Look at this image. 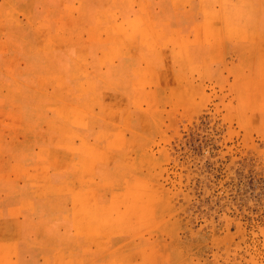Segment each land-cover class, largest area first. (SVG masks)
Wrapping results in <instances>:
<instances>
[{
	"label": "rangeland",
	"instance_id": "374dc122",
	"mask_svg": "<svg viewBox=\"0 0 264 264\" xmlns=\"http://www.w3.org/2000/svg\"><path fill=\"white\" fill-rule=\"evenodd\" d=\"M8 8L7 4H0V24ZM32 13L38 15L35 22L30 16L33 24L41 28L42 18L48 25L46 15ZM65 16L71 19L69 14ZM53 31L48 27L49 33ZM146 36L145 42L151 44L158 38L152 32ZM60 37L68 42L66 35ZM49 39L48 47H52L54 40ZM7 48L0 41V85H13H8L16 93L13 97L22 98L23 88L33 85H26L23 72L28 71L27 65L38 51L25 52L22 67L16 60L18 52ZM70 49L72 55L79 53L80 48L71 46ZM84 52L93 53L87 49ZM66 57L70 60L68 55L63 58ZM71 62L77 74L76 63ZM245 71V67L237 73L224 68L220 95L212 97L213 91L207 95L196 84L179 82L174 98H155L151 96L154 92L145 97L146 93L138 91L134 98L110 99L109 103L106 100V110L115 112L109 115V123L117 122V125L112 129L111 124L110 130L105 131L104 151L97 149V142L85 139L83 131L81 135L62 126L78 122L87 130L95 127L90 123L98 114L87 113L86 102L77 109L75 105H68V101H76L74 96H60L54 101L56 104L50 102L52 114L48 116L45 106L49 100L42 99L41 105L36 106L40 102L31 96L34 117L24 121L25 115L22 109H17V103L13 104L12 112L2 108L4 100L0 98V147L8 146L2 141L7 136L19 135L39 145L37 139L41 140V132L47 131L46 143L49 133L55 132V143L67 152L71 148L76 151L73 159L61 164L63 169L93 170L98 161L107 157L108 161L104 162L107 173L100 181L109 189L110 208L94 218L104 219L111 234L114 225H118L117 233L125 234L126 238L120 243L118 239L105 242L120 252L110 264H264V82L247 78ZM53 72L56 74L55 68ZM60 81L56 82L61 85ZM33 86L41 89V84ZM134 86L155 89L160 84L138 82ZM84 89L93 90L92 87ZM43 123L47 129L41 131ZM44 141L42 138L41 145L46 144ZM33 149L39 148L30 147L26 152L31 156ZM118 153L120 159L114 156ZM60 161L55 166L57 171ZM41 166L54 172L36 161H31L27 169L34 173ZM21 167L3 165L1 174L7 178L0 180V186L21 187L24 195L20 196L34 199L41 193L37 188L43 185L41 178L31 174L28 179L11 180L7 176L12 169L21 171ZM85 184L91 186L95 182L90 179ZM21 203L12 204L15 218L24 214ZM26 206L29 208V201ZM70 213L74 216L77 213L81 219L90 216L84 209ZM6 261L0 260V264Z\"/></svg>",
	"mask_w": 264,
	"mask_h": 264
},
{
	"label": "crops",
	"instance_id": "0c3cea01",
	"mask_svg": "<svg viewBox=\"0 0 264 264\" xmlns=\"http://www.w3.org/2000/svg\"><path fill=\"white\" fill-rule=\"evenodd\" d=\"M1 3L9 8L0 24V41L9 46L10 52H18L16 60L24 67V53L48 47V40L52 38L55 44L50 47L55 53L50 58L56 69L54 76L58 77L50 80L41 73V53L38 52L40 55L36 54L27 65L28 71L23 72V79L26 85L41 84V89L40 86H25L21 93L24 97L14 98L15 91L8 89V85H13L2 84V108L13 112V104L17 103L25 121L34 117L32 97H37L40 103L42 99L49 100V107L44 109L50 116V102L56 104L54 101L60 96H74L76 101H68V105L78 109L86 102L87 113L98 114L90 123L95 127L87 130L78 122L62 126L77 134L83 131L85 139L97 142L99 151L106 147L105 131L110 130L112 124L109 115L115 114L106 110V100L134 98L138 91L146 93L145 97L154 92L151 96L155 98H174L179 82L196 84L207 95L213 91L215 94L211 97L220 95L224 68L237 73L245 67L247 78L264 82V0H0ZM32 12H41V17L46 15L48 25L42 18L41 28L33 24L38 15ZM67 14L71 19L65 16ZM30 16L33 22L29 21ZM148 24L151 26L147 27ZM48 27L58 33H49ZM150 32L158 36L152 44L145 42ZM60 35H66L68 42H63ZM56 38L61 39L58 42ZM71 46L83 50L78 49L79 53L71 55ZM86 49L93 53L87 55ZM58 51L65 52L76 63L77 74L72 70V62L63 58L67 55ZM59 79L61 85L56 82ZM138 82L158 83L160 87L139 89L134 86ZM91 87L90 92L84 89ZM38 110L41 112L40 108ZM112 125L115 129L117 122ZM46 129L43 123L41 131ZM42 138L46 135L41 132V140L37 139L39 145L21 135L2 140L8 146L0 147V180L7 178L1 174L3 165L12 168L17 164L22 166L21 171L12 169L7 175L11 180L28 179L32 174L47 186L51 175L55 186L47 189L58 193L49 197V190L45 193L44 189L41 190L44 191L42 198L26 199L20 196L21 187L0 186V260H7L5 264H110L120 252H115L105 242L118 239L120 243L126 238L125 234L117 233L118 225H114L111 234L104 219L94 218L110 208L109 189L100 181L107 173L104 164L107 157L98 161L93 170H68L61 165L73 158L67 155L61 159L58 171L51 172L41 166L39 171L31 173L27 169L31 157L26 150L30 147L40 149L49 142L57 144L55 132L49 133L46 144L41 145ZM39 149L32 151L38 153ZM114 156L120 159L119 153ZM90 179L95 184L87 186L85 183ZM74 196L78 198L75 200ZM13 199L25 202L23 216L15 218ZM83 209L90 214L87 219L70 213Z\"/></svg>",
	"mask_w": 264,
	"mask_h": 264
},
{
	"label": "bare ground",
	"instance_id": "6f19581e",
	"mask_svg": "<svg viewBox=\"0 0 264 264\" xmlns=\"http://www.w3.org/2000/svg\"><path fill=\"white\" fill-rule=\"evenodd\" d=\"M44 14V13H43ZM43 16H45V15H43ZM46 20V19H45ZM46 21H48V20H46ZM45 21V22H46ZM48 23V22H47ZM52 33V32H51ZM56 33V32H55ZM58 33V32H57ZM56 33V34H57ZM62 36V35H61ZM52 37V36H51ZM60 37V36H59ZM57 39V38H56ZM60 39L61 38H59V39H57L58 40V42L60 41ZM61 40H63V39H61ZM56 41V40H55ZM57 42V41H56ZM53 43V42H52ZM62 43V42H61ZM58 44V43H57ZM63 44V43H62ZM33 48V47H32ZM31 49V48H30ZM32 50V49H31ZM51 48H49V47H45L44 49L42 48V50H41V48L39 49V53H41V70H42V72L41 73H43L46 77H50V78H52V80L53 79H57V78H55V73L53 72V67H54V65H53V62H51V59H52V57L50 58V56H51ZM33 52H34V50H33ZM38 53V54H39ZM34 54V53H33ZM37 54V55H38ZM40 55V54H39ZM7 84V83H6ZM20 86V85H19ZM16 90V89H15ZM18 90H19V88H18ZM97 98V97H96ZM101 98V97H100ZM107 98V97H106ZM106 100V99H105ZM105 100H104V103H105ZM109 101H110V99L108 100V103H109ZM39 105H41V103H37V106H39ZM40 111V110H39ZM114 111V110H113ZM40 121V120H39ZM34 130V129H33ZM36 131V130H35ZM47 132V131H46ZM45 131H44V133H46ZM46 138H45V143H46ZM76 151H75V149H73V148H71V149H69V152H67V150L66 149H63L62 147H60L58 144H51V142H49L47 145H42L41 147H40V149H39V152L38 153H32V155L30 156L31 157V161H36V162H41V164H43V165H47V166H49L50 168H52L54 171H56L57 170V168H55V166L57 165V163L61 160V159H64L67 155L68 156H70V157H72L73 156V158L76 156V153H75ZM69 153H70V155H69ZM72 158V159H73ZM28 160V159H27ZM31 161H27V162H31ZM32 163H34V162H32ZM36 164V163H35ZM38 164V163H37ZM40 165V164H39ZM17 172H18V170H17ZM50 178H52V176H50ZM49 178V180H50V184L48 185L47 184V186L45 185V184H43L42 186L40 185V187L41 188H39V187H37L38 188V190H46L48 187H49V189L51 188V190H52V188H54V186H55V182H53V180L52 179H50ZM36 183V182H35ZM52 184H53V186H52ZM45 186H46V188H45ZM56 186H57V183H56ZM58 186H59V184H58ZM28 188V187H27ZM31 188V187H30ZM37 188H35V189H37ZM49 189H47V190H49ZM58 189V188H57ZM34 190V189H33ZM37 190V191H38ZM47 190L45 191V193L47 192ZM51 190H49L47 193H49ZM54 190V189H53ZM26 191V190H25ZM23 192H24V190H23ZM23 192H21V194L23 193ZM31 192V191H30ZM35 192V191H34ZM43 193H44V191H42ZM41 192V193H42ZM52 192H54V191H52ZM56 192L57 191H55L54 193H51L50 192V194H47L49 197L51 196V194H52V196H53V194H54V196H55V194H56ZM40 193V194H41ZM42 193V194H43ZM58 193V192H57ZM15 194H16V192H15ZM18 194V193H17ZM16 194V195H17ZM40 194H37V195H39L38 197H41L42 198V194L40 195ZM13 195V194H12ZM23 195H24V193H23ZM57 195V194H56ZM34 196V195H33ZM9 197V196H8ZM45 197V196H44ZM47 197V196H46ZM18 198V197H17ZM54 198V200H56L55 199V197H53ZM52 198V199H53ZM7 199H9V198H7ZM22 199V198H21ZM35 199H36V197H35ZM51 199V198H50ZM21 201L22 200H20V199H13V202L10 200V202H12V203H21ZM2 201L0 200V203H1ZM5 202V201H4ZM25 205V203H21V207H23ZM0 207H1V205H0ZM5 208V207H4ZM47 212V211H46ZM44 215V214H43Z\"/></svg>",
	"mask_w": 264,
	"mask_h": 264
}]
</instances>
